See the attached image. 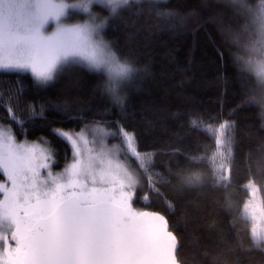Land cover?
I'll use <instances>...</instances> for the list:
<instances>
[{"label": "snow or ice", "instance_id": "snow-or-ice-1", "mask_svg": "<svg viewBox=\"0 0 264 264\" xmlns=\"http://www.w3.org/2000/svg\"><path fill=\"white\" fill-rule=\"evenodd\" d=\"M191 24L211 33L219 111L133 100L149 39ZM238 157L254 193L264 0H0V264H264V229L225 231L213 195Z\"/></svg>", "mask_w": 264, "mask_h": 264}, {"label": "trees", "instance_id": "trees-1", "mask_svg": "<svg viewBox=\"0 0 264 264\" xmlns=\"http://www.w3.org/2000/svg\"><path fill=\"white\" fill-rule=\"evenodd\" d=\"M173 4L183 7L187 5H200L202 0H172ZM210 27V26H208ZM195 24H191L183 34L161 32L151 37L148 46L143 49L141 62L149 64L150 72L146 78L134 88L132 98L135 101H151L158 107L169 112L192 110L208 115L219 111V90L216 85V58L211 48V33L204 27L193 32ZM120 35L123 39L122 34ZM227 59V56H226ZM231 71V69H229ZM88 98V91L82 94ZM235 102L232 95V86L229 85L224 99V111ZM186 120L187 117L185 116ZM144 143H151V132H144L140 126ZM41 135V132H37ZM210 134L201 133L199 141L189 138L187 143L195 147L197 142H209ZM60 155L63 156V146H59ZM249 171L243 161L238 157L232 172V183L226 190L221 191L220 221L225 231L239 229L241 234L250 233L253 222L243 215V207L250 197L245 186L248 184ZM260 201L264 207V178L255 177ZM227 195L230 208H223V196ZM153 207L162 209V205L153 204Z\"/></svg>", "mask_w": 264, "mask_h": 264}, {"label": "rangeland", "instance_id": "rangeland-1", "mask_svg": "<svg viewBox=\"0 0 264 264\" xmlns=\"http://www.w3.org/2000/svg\"><path fill=\"white\" fill-rule=\"evenodd\" d=\"M245 188L248 189L250 197L243 207V215L253 222V228L255 227L257 230L264 229V207L261 204L257 187L254 193L248 187V184Z\"/></svg>", "mask_w": 264, "mask_h": 264}]
</instances>
